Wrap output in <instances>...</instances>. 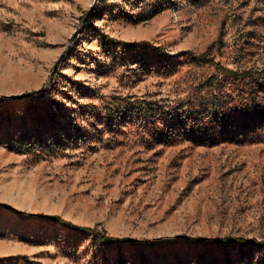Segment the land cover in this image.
<instances>
[{
  "label": "rangeland",
  "instance_id": "rangeland-1",
  "mask_svg": "<svg viewBox=\"0 0 264 264\" xmlns=\"http://www.w3.org/2000/svg\"><path fill=\"white\" fill-rule=\"evenodd\" d=\"M93 1L0 0V264H140L142 252L152 264H241L236 247L103 245L44 219L139 240L264 235V127L212 144L160 142L132 111L138 100L176 106L228 82L247 91V80L194 56L264 69V0H170L149 13L136 0H98L82 23ZM37 111L55 115L71 141L18 150ZM246 253V264L262 254Z\"/></svg>",
  "mask_w": 264,
  "mask_h": 264
},
{
  "label": "trees",
  "instance_id": "trees-1",
  "mask_svg": "<svg viewBox=\"0 0 264 264\" xmlns=\"http://www.w3.org/2000/svg\"><path fill=\"white\" fill-rule=\"evenodd\" d=\"M136 2L140 3L148 13L171 5L170 0H136ZM104 36L113 43L128 45L125 41L112 38L109 35ZM220 42H222V37H220ZM142 43L147 44L145 41ZM157 50L160 51V48H157ZM194 59L197 62L212 65L235 82L247 80L250 88L245 92L234 94V86L232 82H228L223 87L213 88L215 94L212 96L200 95L195 97L193 101L187 99L176 106H157L153 105V101L150 100H138L132 108L133 115L144 119L149 128L153 130L154 137H158L160 142H169L175 136H187L201 144H212L223 138L233 139L240 135L254 133L259 128L264 127V69L234 70L223 66L219 61L206 54L195 55ZM212 84V80H209L208 85L212 86ZM30 101V103L39 104L42 102V100L35 98H31ZM107 113L110 115L111 110H107ZM32 114L34 115L30 118L31 126L28 131L19 133L16 137L15 147L18 150L23 151L29 148L55 149L71 141L70 131L65 127H57L55 115H52L53 118H51L50 114L41 111ZM129 115H132V113L128 112L127 116ZM111 117L118 119L124 116L123 113H119ZM13 210L15 213L24 216L19 211ZM44 219L59 222L74 231L89 234L103 245L117 247L138 245L140 249L143 247L153 249L157 245L185 241L206 247L217 246L225 250L229 247H236L238 255H235L234 258L239 263L246 264V250H249L250 254L253 251L262 252L261 256L258 255L256 264H264V235L261 237L177 235L172 239L139 240L128 236L113 235L105 229H98L94 226L79 225L64 219L60 215L47 216ZM231 256L229 252H225L224 260L226 263L232 260ZM140 264H152L143 252L140 255Z\"/></svg>",
  "mask_w": 264,
  "mask_h": 264
},
{
  "label": "water",
  "instance_id": "water-1",
  "mask_svg": "<svg viewBox=\"0 0 264 264\" xmlns=\"http://www.w3.org/2000/svg\"><path fill=\"white\" fill-rule=\"evenodd\" d=\"M97 2H98V0H94V1H93V3L91 4V6H90L88 12L86 13L85 17H84V18L82 19V21H81L82 23H83L84 20H85V19H86V18H87L92 12H93V10H94V8H95ZM79 27H80V25H79L77 28H79ZM76 32H77V31H75V33H76ZM73 38H74V35L71 36L70 41H72ZM69 45H70V44H68V45L66 46L64 52L61 54L60 58H59L58 61L56 62L55 66H54V69L56 68V66H57V64H58V62H59V60L62 58V56H63V54L65 53V51L68 49ZM52 76H53V74L51 73V75H50L48 81L46 82V85H45L44 90L47 89V87L50 85L51 80H52ZM24 95H26V93H25V94H20V95H18V96H11V97H8V99L16 98V97H21V96H24Z\"/></svg>",
  "mask_w": 264,
  "mask_h": 264
}]
</instances>
